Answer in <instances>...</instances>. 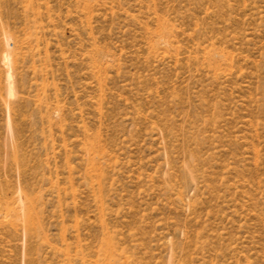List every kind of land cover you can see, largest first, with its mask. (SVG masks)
<instances>
[{
	"label": "rangeland",
	"instance_id": "obj_1",
	"mask_svg": "<svg viewBox=\"0 0 264 264\" xmlns=\"http://www.w3.org/2000/svg\"><path fill=\"white\" fill-rule=\"evenodd\" d=\"M0 264H264V0H0Z\"/></svg>",
	"mask_w": 264,
	"mask_h": 264
},
{
	"label": "bare ground",
	"instance_id": "obj_2",
	"mask_svg": "<svg viewBox=\"0 0 264 264\" xmlns=\"http://www.w3.org/2000/svg\"><path fill=\"white\" fill-rule=\"evenodd\" d=\"M30 214V213H29ZM32 215V214H31ZM30 221V220H29Z\"/></svg>",
	"mask_w": 264,
	"mask_h": 264
}]
</instances>
